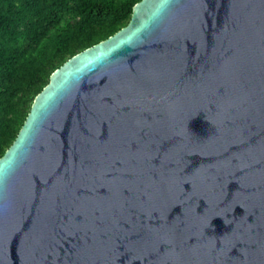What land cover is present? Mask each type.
I'll return each mask as SVG.
<instances>
[{
    "label": "water",
    "instance_id": "water-1",
    "mask_svg": "<svg viewBox=\"0 0 264 264\" xmlns=\"http://www.w3.org/2000/svg\"><path fill=\"white\" fill-rule=\"evenodd\" d=\"M0 264H264V0H140L55 69L0 157Z\"/></svg>",
    "mask_w": 264,
    "mask_h": 264
},
{
    "label": "trees",
    "instance_id": "trees-1",
    "mask_svg": "<svg viewBox=\"0 0 264 264\" xmlns=\"http://www.w3.org/2000/svg\"><path fill=\"white\" fill-rule=\"evenodd\" d=\"M140 0H0V157L51 73L125 26Z\"/></svg>",
    "mask_w": 264,
    "mask_h": 264
},
{
    "label": "clouds",
    "instance_id": "clouds-1",
    "mask_svg": "<svg viewBox=\"0 0 264 264\" xmlns=\"http://www.w3.org/2000/svg\"><path fill=\"white\" fill-rule=\"evenodd\" d=\"M135 5V4H134ZM130 20V19H129ZM122 28V27H121ZM102 41V40H101ZM92 46V45H91ZM90 47V46H89ZM88 48V47H87ZM86 49V48H85ZM84 50V49H83ZM64 63V62H63ZM57 69V68H56ZM52 74V73H51Z\"/></svg>",
    "mask_w": 264,
    "mask_h": 264
}]
</instances>
